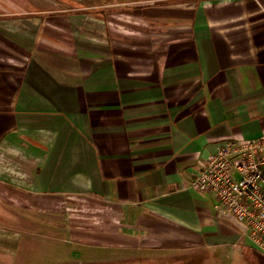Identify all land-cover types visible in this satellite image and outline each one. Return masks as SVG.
<instances>
[{
	"label": "crops",
	"instance_id": "obj_1",
	"mask_svg": "<svg viewBox=\"0 0 264 264\" xmlns=\"http://www.w3.org/2000/svg\"><path fill=\"white\" fill-rule=\"evenodd\" d=\"M48 2L0 0V264H26L39 234L89 264L182 250L264 264L188 188L226 139L264 135V0Z\"/></svg>",
	"mask_w": 264,
	"mask_h": 264
},
{
	"label": "built area",
	"instance_id": "obj_2",
	"mask_svg": "<svg viewBox=\"0 0 264 264\" xmlns=\"http://www.w3.org/2000/svg\"><path fill=\"white\" fill-rule=\"evenodd\" d=\"M188 188L209 194L216 214L241 225L264 254V135L226 139L199 160Z\"/></svg>",
	"mask_w": 264,
	"mask_h": 264
},
{
	"label": "rangeland",
	"instance_id": "obj_3",
	"mask_svg": "<svg viewBox=\"0 0 264 264\" xmlns=\"http://www.w3.org/2000/svg\"><path fill=\"white\" fill-rule=\"evenodd\" d=\"M177 2L185 3H195L198 0H174ZM46 7L49 11H56L67 5L55 4L49 0L48 4L41 5ZM7 211L0 213V222L3 221L7 223L6 216ZM15 218V226L24 229L23 218L25 216H30L24 211H15L11 213ZM38 219V217H37ZM24 243H21V247ZM26 245V243H25ZM24 250V246L21 249ZM26 250V249H25ZM27 251V250H26ZM29 258L26 264H54L55 262H76L79 264H89L83 261L85 256H88L87 250L80 247L77 249L69 240L65 237L51 238L44 236V234H39L34 237V241L28 243ZM77 258V259H76ZM61 260V261H60ZM80 260V262H77ZM66 264V263H65ZM98 264V263H96ZM104 264V263H102ZM106 264H217L216 259L210 256L206 251L203 250H182L171 254L159 253H143L135 255H119L112 260L110 263Z\"/></svg>",
	"mask_w": 264,
	"mask_h": 264
}]
</instances>
